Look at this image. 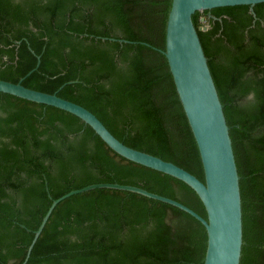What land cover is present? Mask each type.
Segmentation results:
<instances>
[{
	"label": "trees",
	"instance_id": "1",
	"mask_svg": "<svg viewBox=\"0 0 264 264\" xmlns=\"http://www.w3.org/2000/svg\"><path fill=\"white\" fill-rule=\"evenodd\" d=\"M171 0H0V77L91 110L122 142L204 180L164 55ZM196 10L239 174V264H264V1ZM206 26V28H202ZM37 55H39V63ZM129 182L206 217L183 180L130 160L75 114L0 91V264H203L204 225Z\"/></svg>",
	"mask_w": 264,
	"mask_h": 264
},
{
	"label": "water",
	"instance_id": "2",
	"mask_svg": "<svg viewBox=\"0 0 264 264\" xmlns=\"http://www.w3.org/2000/svg\"><path fill=\"white\" fill-rule=\"evenodd\" d=\"M261 1L264 0H171L167 12L163 52L198 148L204 180L169 159L125 144L84 105L56 92L24 85L22 79L35 67L18 81L0 77V91L67 110L89 124L120 155L183 180L196 192L206 212L204 217L176 198L134 183L99 180L71 189L52 200L34 230L28 252L57 202L95 187H113L169 202L198 219L206 231L203 264H239L242 246L239 174L229 125L192 14L216 6L248 4L250 12L255 15L252 6ZM37 58L36 66L39 55Z\"/></svg>",
	"mask_w": 264,
	"mask_h": 264
}]
</instances>
